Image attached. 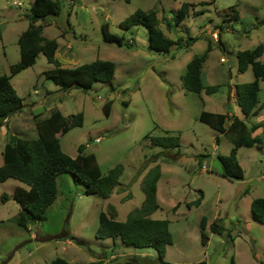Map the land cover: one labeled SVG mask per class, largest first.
Masks as SVG:
<instances>
[{"label": "rangeland", "instance_id": "374dc122", "mask_svg": "<svg viewBox=\"0 0 264 264\" xmlns=\"http://www.w3.org/2000/svg\"><path fill=\"white\" fill-rule=\"evenodd\" d=\"M32 2L0 0V34L6 30L0 41V76L10 75L5 62H18L17 40L28 26L25 14ZM209 2L74 0L64 2L57 16L45 19L43 36L61 45L56 59L66 61L58 60L62 67L109 61L115 66L114 79L111 84L96 82L87 92L64 91L45 78L43 73L53 66L40 54L31 68L10 79L24 107L0 123V165L10 134L35 138V119L58 111L65 118L83 114L82 127L63 128L58 136L61 150L77 167L83 166L84 155L93 154L99 174L105 175L116 165H122L124 171L108 199L83 194L84 186L71 174L61 175L57 178V198L43 221L27 228L15 223L19 206L11 200L15 191L26 186L13 179L0 183V197H6L4 203L0 200V264H51L58 258L69 264H231V260L234 264H264V227L250 212L252 200L264 198V134L262 147L238 151L244 182L228 181L219 175L218 156H227L233 145L199 121L203 111L226 110L230 86L253 81L251 69L237 72L236 53L259 44L264 47V0H215L203 5ZM183 3L193 6L189 16L177 28L167 30ZM230 8L238 12L241 23L222 22ZM137 9L156 12L159 28L169 39L179 40L181 48L159 53L150 48L145 28L121 30L119 23ZM200 12L203 14H195ZM104 23L111 34L123 37L122 47L102 41L100 28ZM194 37V44H184ZM208 42L211 50L203 66L205 80L213 86L226 83L212 95L186 92L181 83L186 65L205 51ZM262 60L264 63V53ZM260 89L264 114V83ZM109 101V116L105 117L102 109ZM239 114L242 116L241 110ZM167 136L177 137L180 147L153 144L152 140ZM81 145H85L82 154L77 152ZM156 166L160 170L156 184L159 208L150 219L168 221L173 238L162 260L153 249H134L119 239L95 237L99 214H109L108 206L116 209V219L121 222L141 208L143 181ZM200 193V206L189 207ZM202 218L206 220L203 232L209 238L206 246L200 237ZM213 224L220 226V234L210 232Z\"/></svg>", "mask_w": 264, "mask_h": 264}, {"label": "trees", "instance_id": "16d2710c", "mask_svg": "<svg viewBox=\"0 0 264 264\" xmlns=\"http://www.w3.org/2000/svg\"><path fill=\"white\" fill-rule=\"evenodd\" d=\"M124 1L128 3L130 0ZM64 2L66 0H34L28 13L25 14L28 19V27L17 40L19 61L9 68L10 75L0 76V123L8 121L12 116L21 112L24 107L23 99L17 95L10 79L31 68L40 54L45 57L49 65L53 66V69L43 73L45 78L60 86L64 91L79 89L87 92L96 82L111 84L114 79L115 66L112 62L96 60L68 69L62 67L56 59L58 43L55 39L50 40L43 36L44 26L42 23L47 17L57 16ZM214 3L215 0H210L209 3L203 5ZM191 7L193 6L187 3L181 4L173 17L172 24L166 25L167 30L177 28L189 16ZM229 11L230 13L224 16V18H228H223L222 22L241 23L238 12L233 8H230ZM118 26L123 31L134 27L145 28L150 48L159 53L168 54L173 47L181 48L179 40L169 39L159 28V20L154 11L145 12L137 9ZM100 32L105 44H114L118 47L124 45L123 37L111 34L107 23L101 25ZM196 41L195 37L189 38L184 41V44L190 46ZM210 50L211 45L208 42L205 51L199 56L192 57L187 63L185 73L181 77L184 91L195 94L204 92L206 95H212L220 87L219 85L208 86L205 80L203 65ZM263 52L264 47L259 44L253 50L236 53L237 72L244 73L251 69L253 74L252 82L234 86L237 104L243 115L242 119L229 117L226 113L215 114L203 111L199 115L200 122L223 135L233 145L227 156H218L221 167L219 175L228 181L244 179V172L238 161V150L263 146L261 137H252V134L263 125L257 124L249 127L246 124V119L258 116L262 109L259 93L260 83L264 82V64L260 61ZM110 106V101L103 106L102 111L105 117L109 116ZM83 121L82 113L65 118L60 116L58 111H53L46 118L35 119V138L26 140L13 134L8 136V141L2 151L0 183L13 179L26 186V189L15 191L11 197V200L19 206L15 217V223L18 226L27 228L31 224L43 221L44 213L57 198V178L63 174H71L75 182L82 184L85 188L83 194L96 195L102 199H108L115 187L119 186L120 177L124 171L122 165H116L105 175H101L93 154L84 155L83 166L77 167L74 160L61 150L58 140L61 130L82 127ZM152 141L156 147H180L177 137L167 136ZM84 150L85 145H81L77 152L82 154ZM159 177L160 170L156 166L143 181L144 203L140 209L130 212L125 221L121 222L116 219V209L111 205L108 206L109 214L101 212L98 217L95 237L99 240L111 239L115 241L119 239L124 246L134 249H153L157 252L158 258L162 260L166 249L173 244V238L169 231L168 221L150 219V215L159 208L156 203V184ZM202 198L203 194L200 193L198 199L188 206L198 207ZM0 200L4 203L5 195H2ZM250 212L253 220L264 227V198L252 200ZM205 224L206 220L202 218L200 221L202 245H206L208 241V236L203 232ZM210 232L220 234L221 228L219 225L213 224L210 226ZM230 263L234 264L233 260ZM51 264L69 263L58 258Z\"/></svg>", "mask_w": 264, "mask_h": 264}, {"label": "crops", "instance_id": "0c3cea01", "mask_svg": "<svg viewBox=\"0 0 264 264\" xmlns=\"http://www.w3.org/2000/svg\"><path fill=\"white\" fill-rule=\"evenodd\" d=\"M34 1V0H33ZM33 3V2H32ZM28 27V26H27ZM26 30V29H25ZM24 30V31H25ZM6 32V30H4V31H2L1 32V34H0V41H2L3 42V33H5ZM23 32V31H22ZM21 32V33H22ZM21 35V34H20ZM19 35V36H20ZM19 38V37H18ZM61 48V45L59 44V42H58V49H57V51H56V58L58 57V55H61V54H59V49ZM64 54H66V52L64 51L63 52ZM264 53V52H263ZM4 57H6L5 56V54H4ZM262 57H263V55L261 56V62L263 63V60H262ZM59 60V59H58ZM61 60V59H60ZM59 60V61H60ZM18 61H19V59H18ZM61 61H63V60H61ZM63 62H66V61H63ZM0 64H1V61H0ZM264 64V63H263ZM13 64H11V65H9L7 62H5L4 63V68L6 69H8L9 70V68L12 66ZM204 66V65H203ZM228 73H229V81L231 80V72H230V70H228ZM245 73V72H244ZM241 74H243V73H241ZM218 75H219V73H218ZM207 81V80H206ZM219 81V80H218ZM226 82H222V83H217L216 82V84L217 85H224ZM229 83V82H228ZM262 83H264V82H262ZM208 84V83H207ZM217 85H215V86H217ZM238 85V84H237ZM208 86H213V85H210V84H208ZM260 86H261V83H260ZM231 88H230V91H229V96H228V98L230 99V101H229V105L228 106H225V108H226V110H224V112H216V111H210V113H215V114H227L229 117H237V118H240V119H242L243 118V115L241 116L240 114H239V107H238V104H237V99H236V96H233L234 95V87H232V86H230ZM231 90H232V92H231ZM235 98V99H234ZM233 102H235V103H233ZM262 111H263V106H262V109H261V111H260V113H259V115L258 116H256V117H253V118H255V120L254 121H249V120H246V124H247V126H252V125H257V124H261V125H263L262 127H260V128H258L253 134H252V137H255V136H258V137H261L262 138V136H263V131H264V114H262ZM263 139V138H262ZM239 151V150H238ZM2 164V163H1ZM239 164H240V162H239ZM240 166H241V168H242V170H243V172H244V179L243 180H241V182H244V180H245V171H244V168H243V166L240 164ZM202 202V201H201ZM201 204V203H200ZM200 206V205H199ZM117 212V211H116ZM117 217V216H116ZM205 226H206V224H205ZM238 228L240 227V224H237L236 225ZM220 227V226H219ZM244 228L246 229V228H248L247 227V224L244 226ZM213 234V233H212ZM208 240H209V238H208ZM208 242V241H207ZM207 242H206V245H207ZM206 245H204V246H206Z\"/></svg>", "mask_w": 264, "mask_h": 264}, {"label": "built area", "instance_id": "2783aa9c", "mask_svg": "<svg viewBox=\"0 0 264 264\" xmlns=\"http://www.w3.org/2000/svg\"><path fill=\"white\" fill-rule=\"evenodd\" d=\"M74 0H66V2H73ZM14 5L15 6H20V5H18L17 3H14ZM214 35H213V37H215L216 38V34L215 33H213ZM223 62V61H222ZM98 141V140H97ZM96 141V142H97Z\"/></svg>", "mask_w": 264, "mask_h": 264}]
</instances>
